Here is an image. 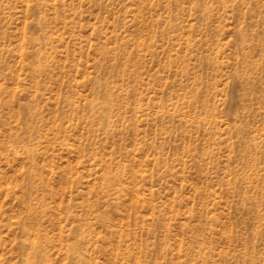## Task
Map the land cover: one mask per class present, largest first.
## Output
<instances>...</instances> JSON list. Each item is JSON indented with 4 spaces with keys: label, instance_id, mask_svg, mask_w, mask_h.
I'll list each match as a JSON object with an SVG mask.
<instances>
[{
    "label": "rangeland",
    "instance_id": "obj_1",
    "mask_svg": "<svg viewBox=\"0 0 264 264\" xmlns=\"http://www.w3.org/2000/svg\"><path fill=\"white\" fill-rule=\"evenodd\" d=\"M0 264H264V0H0Z\"/></svg>",
    "mask_w": 264,
    "mask_h": 264
}]
</instances>
